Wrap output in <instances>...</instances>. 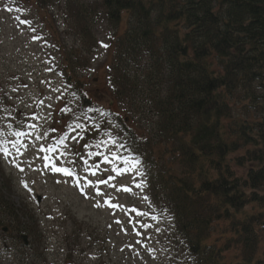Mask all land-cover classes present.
Instances as JSON below:
<instances>
[{
    "label": "trees",
    "instance_id": "16d2710c",
    "mask_svg": "<svg viewBox=\"0 0 264 264\" xmlns=\"http://www.w3.org/2000/svg\"><path fill=\"white\" fill-rule=\"evenodd\" d=\"M27 1L40 11L62 2L81 44L63 70L78 94V115L88 118L84 141L99 136L107 117L89 114L76 71L87 70L98 48L100 18L117 31L110 92L129 115H145L146 125L125 127L121 146L142 167L149 208L169 216L188 263L264 264V0H97V9L80 0ZM9 192L0 164V229L36 242L35 221L21 224L26 215ZM231 251L238 262L228 260Z\"/></svg>",
    "mask_w": 264,
    "mask_h": 264
},
{
    "label": "rangeland",
    "instance_id": "374dc122",
    "mask_svg": "<svg viewBox=\"0 0 264 264\" xmlns=\"http://www.w3.org/2000/svg\"><path fill=\"white\" fill-rule=\"evenodd\" d=\"M80 1L98 7L97 0ZM45 8L40 11L27 0H0V149H7V154L0 150L1 171L10 185V203L19 216L26 215L21 224L28 227L32 217L37 235L25 247L14 227L11 233L0 229V264H189L169 216L149 208L142 167L126 144L121 146L123 129H136L134 123L143 124L145 115H129L110 92L107 70L117 31L100 18L93 27L98 48L88 57L87 70L76 71L92 104L89 114L107 117L99 136L84 141L88 118L78 115V94L73 84H65L63 70L81 44L71 35L63 3ZM120 27V32L126 29L124 22ZM113 165L127 170L117 174ZM245 171L236 169V174ZM259 249L264 259V237ZM227 255L239 261L235 252Z\"/></svg>",
    "mask_w": 264,
    "mask_h": 264
},
{
    "label": "snow or ice",
    "instance_id": "6c2138e0",
    "mask_svg": "<svg viewBox=\"0 0 264 264\" xmlns=\"http://www.w3.org/2000/svg\"><path fill=\"white\" fill-rule=\"evenodd\" d=\"M22 23H28L27 21H21ZM77 127H79V125H77ZM70 130H71V126H70ZM16 135H22L21 133H16ZM63 142H64V138H61V140L59 141V143H61V144H63ZM111 143H115V141L113 140V141H110ZM100 143H103V142H100ZM100 143H98L97 145H96V147H100ZM85 147H88L87 145L85 146ZM0 150H2V151H4V153L5 154H7V149L6 148H3V149H0ZM41 150L42 151H44V149L43 148H41ZM52 150H54V149H51V148H49L48 149V151H52ZM90 155H91V153H90ZM112 157H113V159H115L116 158V154L115 153H113L112 154ZM45 159L46 160H48V157L46 156L45 157ZM104 159H105V162H108V157L107 156H105L104 157ZM126 164L128 163V161L127 160H125L124 161ZM134 166V165H133ZM53 170L54 171H58V172H63L65 175H72V173L70 172V170H68V169H66V168H56L55 166H53ZM112 170L114 171V172H116L117 174H122L124 171H126L127 169H118V168H116L115 167V165H113V168H112ZM93 175L95 174V173H92ZM109 179H113V177H109ZM101 183H107V181H101ZM124 191H128L129 189H123ZM98 195H99V193H97ZM105 203H107V201H105ZM113 207H115V205H113ZM138 215H141V213H137ZM153 219H155V217H153ZM144 227H147V225H144Z\"/></svg>",
    "mask_w": 264,
    "mask_h": 264
},
{
    "label": "water",
    "instance_id": "95a60500",
    "mask_svg": "<svg viewBox=\"0 0 264 264\" xmlns=\"http://www.w3.org/2000/svg\"><path fill=\"white\" fill-rule=\"evenodd\" d=\"M38 202H40V199H38ZM6 232H7V230L5 229L4 233H6ZM22 239H23L24 245L28 246V238L25 235H23Z\"/></svg>",
    "mask_w": 264,
    "mask_h": 264
}]
</instances>
